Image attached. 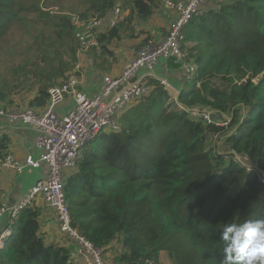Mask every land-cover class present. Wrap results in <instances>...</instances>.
<instances>
[{
  "label": "trees",
  "instance_id": "trees-1",
  "mask_svg": "<svg viewBox=\"0 0 264 264\" xmlns=\"http://www.w3.org/2000/svg\"><path fill=\"white\" fill-rule=\"evenodd\" d=\"M41 2L0 0V43L20 33L17 23L29 21L33 34L19 35L29 46L34 37L37 43V65L20 68L23 74L12 58L1 57L0 104L6 107L22 92L35 94L30 107L47 105L49 89L64 82L79 61L71 14L54 15ZM74 2L81 4L74 12L84 18L106 16L118 3L128 12L100 35L102 51L93 49L99 66L108 58L116 61L112 41L159 7L158 0ZM184 48L199 66L190 87L172 100L160 80L149 79L151 93L123 113L121 130L87 144L66 178L72 226L112 251L114 264H161L162 252L175 264H220L224 224L264 218V185L257 172L205 144L206 134L220 130L227 149L264 170V0H214L188 24ZM194 108L230 123L196 120ZM7 148L0 137V162ZM40 230L39 207L23 209L1 251L2 264H81L72 248L46 243Z\"/></svg>",
  "mask_w": 264,
  "mask_h": 264
},
{
  "label": "built area",
  "instance_id": "built-area-1",
  "mask_svg": "<svg viewBox=\"0 0 264 264\" xmlns=\"http://www.w3.org/2000/svg\"><path fill=\"white\" fill-rule=\"evenodd\" d=\"M210 0H158L171 19L169 28L158 38H145L141 46L130 56L127 66L118 75H103L101 88L95 94L87 93L78 87L81 80L78 76L80 66L77 64L68 78L59 85L49 89V100L44 108L30 106H9L0 104V117L8 121H19L35 131V144L40 150L38 159L27 157L19 163L11 152L5 154L0 164L3 167L23 172L26 166L40 167L46 164V174L32 185L14 206L0 205V216L9 212L7 227L0 232V264L1 251L8 237L13 233L20 212L35 204L42 198L46 206L53 209L60 222V230L75 245L73 257L81 264H114L107 257L105 248L94 245L72 226V215L65 193V171L75 170L81 158L83 148L97 139L106 127L109 132L121 130L120 119L123 113L143 96L149 95L153 85V69L160 59L173 61L187 74V82L197 79L199 66L184 48L186 28L191 20L200 15ZM212 1V0H211ZM124 10L118 3L106 16L92 15L87 18L80 14H72L71 22L75 26L76 38L80 53L90 49L101 52L99 37L102 33L116 26L123 17ZM105 26V27H103ZM195 77L193 78V76ZM191 82V83H192ZM161 83L169 89L171 84L161 79ZM179 94V91H178ZM74 103L66 114H59L58 107L68 96ZM177 99V96L174 100ZM178 106L184 109L178 103ZM191 116L207 124L227 127L229 118L217 119L211 110H190ZM222 132L212 131L206 134L205 144L226 159L240 162L249 171H255L264 185V170L249 162L246 156L229 150L223 143ZM225 148H222L224 147ZM223 149V151H222Z\"/></svg>",
  "mask_w": 264,
  "mask_h": 264
},
{
  "label": "crops",
  "instance_id": "crops-1",
  "mask_svg": "<svg viewBox=\"0 0 264 264\" xmlns=\"http://www.w3.org/2000/svg\"><path fill=\"white\" fill-rule=\"evenodd\" d=\"M213 1L214 0H210L208 4H212ZM127 14L128 12L124 10L123 16ZM171 19L172 18L168 16L165 8L159 5L150 19L133 23L132 31L129 32V34L134 35H132L131 38L129 37L127 41L125 40L126 42L122 45L119 52L111 47L115 54L116 61H113L112 58H108L103 66L94 63L93 57L90 58V64L80 63L78 61L77 64L80 66L78 76L81 80L78 88L90 94L97 93L101 88L102 76L106 74H120L127 66L130 56L141 46L143 40L145 38L158 39L164 31L169 28ZM127 33L128 31L125 32L124 35ZM170 62L169 60L160 59L153 69V77L160 81L161 79L167 80L171 84L169 88L170 93L173 92L171 95L176 97L178 91L185 89L187 86V74L181 67L174 64L172 65ZM34 95L35 94L27 97L24 101H20L18 97H16L13 105L29 106L30 98ZM73 103V97L71 95L68 96L58 107V113L62 115L66 114L73 106ZM45 106L41 107V109ZM0 137L4 138L7 143V153H13L19 163H24L29 156L34 159L39 158L40 150L35 144V131L32 127L24 125L19 121H8L4 117H0ZM46 169V164H42L40 167L26 166L23 172L19 173L16 170L3 167L0 164V205H16L22 195L39 179L45 176ZM74 171L75 170L70 169L66 170V177ZM35 204L40 209V232L46 243H57L65 245L69 249L72 248L73 256L75 245L72 244L70 238L60 230V222L57 213L53 209L47 207L45 201L41 197L37 199ZM8 222L9 212H6L0 216V232L7 227ZM106 253H108V251Z\"/></svg>",
  "mask_w": 264,
  "mask_h": 264
},
{
  "label": "rangeland",
  "instance_id": "rangeland-1",
  "mask_svg": "<svg viewBox=\"0 0 264 264\" xmlns=\"http://www.w3.org/2000/svg\"><path fill=\"white\" fill-rule=\"evenodd\" d=\"M80 5H81L80 3H75L74 0H47L46 2H45V0H42V2H41V8L45 11H48V12L54 14V15H57L60 12H67L69 15L70 14L71 15L72 14H79V13L74 12V11H76L75 9L78 8ZM122 9H123V7H122ZM62 10H64V11H62ZM24 18L28 19L29 14L25 13ZM24 24H26L28 26H23V24L17 23V31H19L20 33L13 34L11 32V33L7 34L6 38L2 39V41L0 43V60H1L2 56L12 58V60L17 65H19L18 67H19V71L21 73H22L21 69H23L25 71H30V70L35 69V67L37 65V58L35 55V51L37 50V43H36L35 37H34V39L31 40V43H30L31 46H29L28 44H26L24 37L19 35L21 33L31 35V34H33L35 29L32 28L30 21L27 23H24ZM103 27H105V26H103ZM124 30H125V28L123 27L122 28L123 33H124ZM132 35H134V34H132ZM132 35L129 34V32H128L126 35H122V38L112 41L110 43V46L113 47V49L115 51L119 52V50L122 48V45H124L125 42L128 40V38L129 37L131 38ZM36 54H37V52H36ZM94 54H95V51H93L92 49H90L89 51H87L85 53H80L79 54V62L90 64V58L93 57ZM194 77H195V75L193 76V78ZM191 82H192V79L188 82L186 81V85H187L186 88L190 87ZM220 83H221L220 81H213L211 84L212 85H220ZM24 89L27 90L30 88H24ZM26 93H29V94L26 95ZM172 93L173 92H171V94ZM33 94H34L33 92H22L17 97L20 101H24V100H26L27 97H30ZM173 96H172V100L175 97V96L174 97ZM24 107H27V106H22V108H24ZM109 130H110L109 128L105 127L102 130V133H108ZM222 148H225V146ZM222 151H223V149H222ZM65 177H66V173H65ZM114 244L116 245L117 242H115ZM106 255H107L108 259L113 258V252L112 251H108V253ZM160 261H161V264H175L173 262V259L171 258V256L167 252L161 253Z\"/></svg>",
  "mask_w": 264,
  "mask_h": 264
},
{
  "label": "clouds",
  "instance_id": "clouds-1",
  "mask_svg": "<svg viewBox=\"0 0 264 264\" xmlns=\"http://www.w3.org/2000/svg\"><path fill=\"white\" fill-rule=\"evenodd\" d=\"M220 264H264V218L224 224Z\"/></svg>",
  "mask_w": 264,
  "mask_h": 264
}]
</instances>
